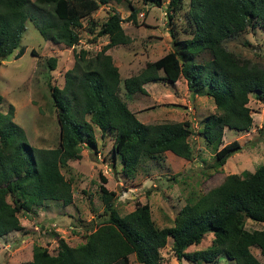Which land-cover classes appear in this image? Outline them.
<instances>
[{"label":"trees","instance_id":"16d2710c","mask_svg":"<svg viewBox=\"0 0 264 264\" xmlns=\"http://www.w3.org/2000/svg\"><path fill=\"white\" fill-rule=\"evenodd\" d=\"M109 1L124 0H0V61L12 52L14 58L23 54V48L15 50L27 21L46 41L74 48L80 41L78 28L83 18H89V30H93L97 21L90 20L92 13ZM146 1L162 4L161 0ZM187 2L182 27L174 21L182 9V0H167L165 6L173 48L146 61L145 67L123 80L106 51L128 44L131 37L121 27L124 19L119 12L108 11L93 33L106 35V43L92 56L82 48L75 52L73 66L64 72L63 86L48 85L52 106L57 108L59 133L55 147L32 146L28 142L24 129L12 121L13 104L7 111H0V237L22 229L19 212H28L33 205L46 201H61L64 205L72 201L71 180L64 176L61 167L68 159H79L84 146L96 149L95 127L102 136L105 132L114 136L110 167L116 169L119 161L126 178L136 175L142 159L159 162L167 149L191 161V136L195 131L189 120L141 123L119 95L121 81L127 94L143 92L145 83L160 78L173 84L183 77L190 94H202L214 103L216 112L203 118L196 133L214 150L215 165H222L227 155L241 148L234 139L221 145L223 128L244 131L250 127L248 95L254 93L264 99V66L255 61L238 65L232 55L217 54L215 49L248 26H264V0ZM129 6L126 20L136 24L138 10L131 3ZM180 31L186 38L180 36ZM203 51H214V55L192 60ZM31 53L36 54L34 48ZM47 60L52 66L54 58ZM2 99L0 96V103ZM99 178L102 211L83 228L84 241L74 246L56 236L54 252L33 243L29 264H130V253L140 264H164L159 248L169 240L174 256L189 263H214L224 255L234 264H262L250 249L257 246L264 256V162L252 172L227 173L218 185L205 192L191 189L173 216L172 225L159 227L151 218L147 202L136 200L133 209L120 215L114 203L115 191L106 188L103 173H99ZM245 219L263 225L250 230ZM208 234L211 238L207 246L186 250L201 243Z\"/></svg>","mask_w":264,"mask_h":264},{"label":"rangeland","instance_id":"374dc122","mask_svg":"<svg viewBox=\"0 0 264 264\" xmlns=\"http://www.w3.org/2000/svg\"><path fill=\"white\" fill-rule=\"evenodd\" d=\"M129 1V2H128ZM146 0H124L121 3L101 5L92 13L90 20L97 21L93 30H89V18H83L78 32L79 44L75 47L46 41L39 33L36 26L27 21L23 30L18 48L24 52L18 58H14L12 52L0 61V111H7L13 104L14 115L12 121L24 129L28 142L33 146L44 148L55 147L58 143L59 129L56 123L57 108L52 106V98L48 85L62 87L64 84V72L72 67L75 52L81 48L87 51L88 56L96 53L106 43L107 36H94L98 25L104 21L108 11L115 9L124 19L121 27L125 34L131 36V41L125 45H119L107 49L112 55L113 62L119 67L121 78L124 79L130 73L141 70L145 61L159 58L167 50L172 49V41L167 32V16L165 6L167 0H161V5ZM129 3L137 8L136 25L132 20H126L130 13ZM183 6L174 17V21L185 25L187 0H182ZM180 36L186 38V34L180 31ZM94 36V37H93ZM35 49L36 54L31 53ZM217 54L232 55L233 61L240 65L244 61L257 62L264 66V26H248L238 34L225 39L221 46L215 49ZM213 52H201L192 60L210 58ZM53 57V67L48 63V58ZM131 70V71H130ZM160 73V71H159ZM166 86L160 81L157 85H147L148 91H164L170 89L175 103L179 106L173 108V121L188 118L192 134V146L194 156L189 163L181 165L171 161L159 162L151 159H142L136 176L126 178L121 172V164L118 161L116 169L110 167V153L113 151V135L105 132L102 136L100 129L95 127L97 140L96 149L84 146L79 159H68L67 164L61 167L64 176L71 180L72 201L63 204L61 201H46L41 205H33L30 211H21L17 214L22 229L9 231L0 239V264H29L31 260V245L40 243L46 246L50 252H54L57 245L56 236L63 238L69 244L77 245L84 241L83 228L91 220H96L98 213L102 211L100 193L97 184L100 182L99 173H103L107 182V189L116 193L114 203L120 215L133 209L136 200L148 203L151 209V218L159 227L172 225L171 220L178 210L184 205L186 194L191 189L205 192L214 185H218L227 173L241 174L244 171L252 172L255 167L264 162V99L249 93L248 106L252 116V123L248 130L235 131L225 128L223 143L232 139L237 140L241 148L225 157V162L218 166L214 159V150L207 146L202 137L196 133L197 128L203 122V118L216 112L212 108L214 103L211 98L201 95L200 100H194L193 105L197 112L187 108L186 81L183 77L172 85L166 81ZM119 95L124 97L123 82L121 81ZM127 94V99L129 98ZM138 93H134L137 96ZM146 98V97H145ZM153 96L146 98L152 102ZM199 102V103H198ZM186 104V105H184ZM203 108H201V106ZM140 106V105H139ZM141 109V108H140ZM184 111L189 116L181 115ZM149 116L141 113L139 119ZM89 119V115L86 116ZM158 123V122H157ZM164 157V156H163ZM169 162V163H168ZM173 167V169L170 167ZM177 170V173H175ZM179 171V172H178ZM247 229L259 228L263 223L245 219ZM211 234H208L199 244H193L186 248H204L210 242ZM171 242L159 248V254L164 264H196L189 263L185 259L178 260L172 253ZM258 247L251 248L253 255L264 264V256L259 253ZM130 264H140L134 255L129 254ZM202 264H234L226 256H221L214 263Z\"/></svg>","mask_w":264,"mask_h":264},{"label":"crops","instance_id":"0c3cea01","mask_svg":"<svg viewBox=\"0 0 264 264\" xmlns=\"http://www.w3.org/2000/svg\"><path fill=\"white\" fill-rule=\"evenodd\" d=\"M116 46H119V45H116ZM108 49H110V48H108ZM112 61H113V59H112ZM147 61H150V60H147ZM151 61H153V60H151ZM118 69H119V67H118ZM130 74H132V73H130ZM130 74H128V75H130ZM159 74L162 75L163 72L160 71ZM120 76H121V74H120ZM126 77H128V76H125L124 79ZM160 81H162L163 82V85L166 86V84H167L166 81L167 80L160 78V80H158V81H151V82L145 83L144 86H143L144 87V89H143L144 91L143 92L135 91V92H132V93H127V94H131V95H129V98L128 99H127V94L126 93L123 94L124 97H126V99H124V100L127 102L128 106L133 111H135L136 116L138 118H139V115L141 113H147V114H149V116H144L142 119H139L141 123H144V124H152V123H157L159 121H165V120H171V121H173L174 120L173 119V116H172V114H174L173 108H175L176 106H179V105L177 103H175L173 100H171L172 99L171 97H173V96H171L172 95L171 90L167 88L164 91L159 90V91H155V92L153 91L152 93H150L147 90L148 89V86L147 85H149V84H151V85H157ZM176 82L173 83L172 85L176 84ZM134 93H136V94L138 93V95L133 97V94ZM201 95L202 94H197V93L190 94L188 92V89L186 90V95H185L186 101L184 103H187L188 102L187 108L190 111L192 109L194 112H197V110H195V107L197 106V104L196 105H193V103H194V100H200ZM149 96L155 97V98H152V102H149V101L146 100V98L149 97ZM204 97H206V96H204ZM184 105H186V104H184ZM200 106H201V108H203L202 105H200ZM211 107L215 109V106H211ZM181 115H185V116L188 115L189 116V112L184 111V114H181ZM180 120L181 121H184V120H189V119L188 118H185V119H180ZM225 128H227V127H224L223 129L225 130ZM163 156L164 157H163L162 160L166 161L168 158H170V160L176 162V164L180 163L181 165H183L185 163L187 164V163L190 162V161H187V160H185V159H183V158H181L179 156L174 155L169 149H167V150L164 151ZM170 167H171V165H170ZM171 168L173 169V167H171ZM175 173H177V170H175ZM0 239H1V237H0Z\"/></svg>","mask_w":264,"mask_h":264},{"label":"water","instance_id":"95a60500","mask_svg":"<svg viewBox=\"0 0 264 264\" xmlns=\"http://www.w3.org/2000/svg\"><path fill=\"white\" fill-rule=\"evenodd\" d=\"M177 58H179L178 56H177ZM179 60V59H178ZM181 60H179V62H180Z\"/></svg>","mask_w":264,"mask_h":264}]
</instances>
